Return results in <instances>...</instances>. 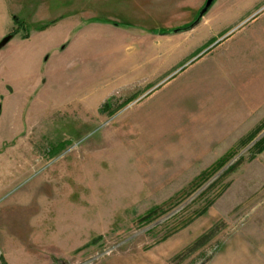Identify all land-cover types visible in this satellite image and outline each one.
Segmentation results:
<instances>
[{
  "label": "rangeland",
  "instance_id": "1",
  "mask_svg": "<svg viewBox=\"0 0 264 264\" xmlns=\"http://www.w3.org/2000/svg\"><path fill=\"white\" fill-rule=\"evenodd\" d=\"M15 2L0 5V35L14 17L19 26L0 49V81L13 102H31L20 138L0 150V264H264V148L253 147L264 97H209L206 87L191 97L187 66L234 46L254 54L245 85L263 80L264 53L250 44L264 45V0L224 39L171 31L163 55L94 35L93 13L110 7L92 0Z\"/></svg>",
  "mask_w": 264,
  "mask_h": 264
},
{
  "label": "crops",
  "instance_id": "2",
  "mask_svg": "<svg viewBox=\"0 0 264 264\" xmlns=\"http://www.w3.org/2000/svg\"><path fill=\"white\" fill-rule=\"evenodd\" d=\"M204 2L205 0H92L94 7H110L108 16L93 13L94 35H108L115 42H119L116 51L122 47L127 49L135 46L134 52L140 54L151 51L163 55L165 49L163 45H160L161 40L159 41V39L164 38L174 29L189 25L197 16ZM15 3L19 6L33 7L37 3H43V0L33 1V3L30 0H16ZM0 5H5L4 0H0ZM252 6V0H214L199 23L194 26V28H199L198 38L214 39L215 41L226 37L236 25L242 23L251 15ZM12 15L18 16V14H11L10 16L12 17ZM48 28L50 26L44 30L34 29V31L45 33ZM260 29L264 31V24ZM7 31L2 32L0 39ZM80 31V29L75 30L72 37ZM30 38L29 35L28 38L20 37L18 40L26 42ZM238 45L240 44L237 43ZM67 46L68 42L66 43ZM250 46L255 49L252 50L254 53L258 55L264 53V45L261 49L258 48L260 45L256 43H251ZM253 59L254 54L252 52L249 56L242 57V55L236 53L234 46L228 47L220 54L213 55L206 52L200 55L198 59L187 65L188 68H192L190 71L192 76L190 85L191 88H194L189 93L196 92L190 96L199 97V89L206 87L207 92L210 94L209 97H264V79L258 82L250 80L245 85V71L249 70V75L252 77V71L256 68ZM163 80L154 81L150 85L147 84L148 87L145 91L148 94L154 92ZM182 87L183 84H177L168 94H174L175 97L176 93L182 90ZM260 88H262L261 92ZM11 89L12 87L7 82L0 81V150L12 148L13 145L5 146V144H12L20 138L22 130L26 126L25 111L28 103L31 102L30 97H24L22 101L13 102L14 97H8ZM183 94L182 92L181 95ZM104 97L109 96L105 93ZM7 105H12L13 111L3 120V112ZM4 121L8 122L3 123Z\"/></svg>",
  "mask_w": 264,
  "mask_h": 264
},
{
  "label": "trees",
  "instance_id": "3",
  "mask_svg": "<svg viewBox=\"0 0 264 264\" xmlns=\"http://www.w3.org/2000/svg\"><path fill=\"white\" fill-rule=\"evenodd\" d=\"M14 19V28L10 31L11 34H12V37L17 34V32L19 31V26H18V21L17 19H15V17L13 18ZM50 25V23H46V24H42L40 26L37 27V30L40 31V30H44L46 27H48ZM29 36V32L24 34L22 36V38H28ZM110 105V101H106L105 103H103L102 105V108L103 110H106ZM255 147V150L256 151H261L263 148H264V137H262L259 141H257L254 146ZM221 163H218L216 164V166H220ZM233 167L230 166L228 167L227 169V172L229 170H231ZM160 213V207H152L150 208L149 210H147L143 215H141L138 220L140 223H148L150 221H152L158 214Z\"/></svg>",
  "mask_w": 264,
  "mask_h": 264
},
{
  "label": "water",
  "instance_id": "4",
  "mask_svg": "<svg viewBox=\"0 0 264 264\" xmlns=\"http://www.w3.org/2000/svg\"><path fill=\"white\" fill-rule=\"evenodd\" d=\"M213 2H214V0H205L203 6L198 11L197 16L189 25H187L186 27H183V28L174 29L172 32L176 33L179 31H186V30H189V29L193 28L194 26H196L199 23L202 16L208 11L210 6L213 4ZM11 38H12L11 34H7V35L3 36L0 39V49H2L10 41Z\"/></svg>",
  "mask_w": 264,
  "mask_h": 264
},
{
  "label": "flooded vegetation",
  "instance_id": "5",
  "mask_svg": "<svg viewBox=\"0 0 264 264\" xmlns=\"http://www.w3.org/2000/svg\"><path fill=\"white\" fill-rule=\"evenodd\" d=\"M7 34H11V32H9V33H7ZM7 34H6V35H7ZM11 35H12V34H11Z\"/></svg>",
  "mask_w": 264,
  "mask_h": 264
}]
</instances>
